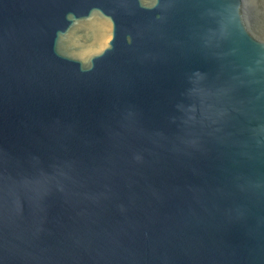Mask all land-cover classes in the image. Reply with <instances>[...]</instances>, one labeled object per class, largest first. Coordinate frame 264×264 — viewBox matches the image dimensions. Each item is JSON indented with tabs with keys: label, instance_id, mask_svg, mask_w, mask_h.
Instances as JSON below:
<instances>
[{
	"label": "water",
	"instance_id": "water-1",
	"mask_svg": "<svg viewBox=\"0 0 264 264\" xmlns=\"http://www.w3.org/2000/svg\"><path fill=\"white\" fill-rule=\"evenodd\" d=\"M0 264H264V0H0Z\"/></svg>",
	"mask_w": 264,
	"mask_h": 264
},
{
	"label": "clouds",
	"instance_id": "clouds-1",
	"mask_svg": "<svg viewBox=\"0 0 264 264\" xmlns=\"http://www.w3.org/2000/svg\"><path fill=\"white\" fill-rule=\"evenodd\" d=\"M111 25L109 24V27H110Z\"/></svg>",
	"mask_w": 264,
	"mask_h": 264
}]
</instances>
